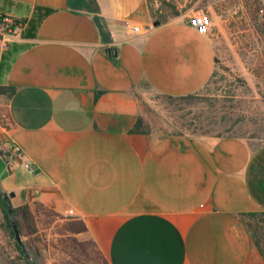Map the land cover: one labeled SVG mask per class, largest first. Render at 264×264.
Listing matches in <instances>:
<instances>
[{
	"label": "crops",
	"instance_id": "0c3cea01",
	"mask_svg": "<svg viewBox=\"0 0 264 264\" xmlns=\"http://www.w3.org/2000/svg\"><path fill=\"white\" fill-rule=\"evenodd\" d=\"M175 10L156 19L151 0H0L21 24L0 53V85L14 88L0 94V189L12 206L74 211L86 230L59 232L72 263L102 264L95 249L107 264H264L243 220L264 211V144L130 133L142 90L193 93L214 70L192 7Z\"/></svg>",
	"mask_w": 264,
	"mask_h": 264
},
{
	"label": "rangeland",
	"instance_id": "374dc122",
	"mask_svg": "<svg viewBox=\"0 0 264 264\" xmlns=\"http://www.w3.org/2000/svg\"><path fill=\"white\" fill-rule=\"evenodd\" d=\"M151 3L156 19L173 13L172 7L179 4L183 8L192 7L193 12L203 10L210 17L207 33L213 43L215 65L206 84L189 100L170 102L149 90L139 93V116L150 127V133L195 137L221 133L242 137L255 145L264 143V18L258 12L264 0H151ZM10 39L5 37L0 43V53ZM37 219L39 241L33 252L39 264H49V256L56 258L55 264H76L62 251H73L65 235L59 233L62 222L45 213H40ZM243 220L254 247L264 259V212L246 214ZM3 224L0 212V264H17V251Z\"/></svg>",
	"mask_w": 264,
	"mask_h": 264
},
{
	"label": "trees",
	"instance_id": "16d2710c",
	"mask_svg": "<svg viewBox=\"0 0 264 264\" xmlns=\"http://www.w3.org/2000/svg\"><path fill=\"white\" fill-rule=\"evenodd\" d=\"M172 9H173L174 14L178 13L174 7H172ZM152 14L153 16H155V13L153 12V10H152ZM18 23H20L18 20H14V23L12 25L15 26ZM1 59L2 60L0 62V74L4 72L7 61H8V58H6V56H4V58L2 57ZM13 90L14 88L11 86L0 85V94L10 96L13 93ZM196 93L197 91L193 93H189L185 95H177V96L166 95V94H158V95L166 98L170 102H173L177 100H189L193 98L196 95ZM130 133L148 134L150 133V127L147 125V123L143 120L142 117L138 116L136 122L130 129ZM215 136L221 137V136H236V135H223L219 133V134H216ZM236 137H239V136H236ZM261 144H264V143H261ZM0 154L6 157L7 152H3L2 150H0ZM0 212L4 218V224H3L4 230L6 231L7 236L12 241V244L15 250L17 251V254H16L17 264H31L30 261L25 257L24 252L22 250V246L15 240L14 229L9 219L7 204L1 195H0ZM12 213H13L15 226L21 236L24 248L26 249L30 257L34 261H36L38 264H39V261L33 251L36 250V247H37L36 243L39 241V237L37 236L38 229H37L36 221L38 220L37 218L40 213L51 214V215H54L57 219H60L62 222L61 229L65 227V230H68L71 232H79V231L86 230L84 222L80 218L74 217V216L63 215L37 202L34 203V205H30L28 203H22L17 206H12ZM249 214H253V213H249ZM255 243L259 249L260 246L258 242L255 241ZM94 252H97L99 256L98 259H101L102 264H107V261L105 260V258L98 251L94 249ZM260 252L263 255V252L261 251V249H260Z\"/></svg>",
	"mask_w": 264,
	"mask_h": 264
},
{
	"label": "built area",
	"instance_id": "2783aa9c",
	"mask_svg": "<svg viewBox=\"0 0 264 264\" xmlns=\"http://www.w3.org/2000/svg\"><path fill=\"white\" fill-rule=\"evenodd\" d=\"M259 15L264 18V6L259 8ZM0 20L3 23V26H0V34L5 37H14L16 30L20 27V23L13 26L14 19L8 15L0 14ZM190 24L199 32V33H207L209 25H210V17L201 9L196 10L189 18ZM152 24L148 26L151 28ZM132 30L137 31L139 27L134 25L132 26ZM12 150L18 155H22L21 148L18 145H13ZM25 168L28 171L33 170L32 164L29 162H25ZM74 211L69 208L66 210L65 215L70 216L73 215Z\"/></svg>",
	"mask_w": 264,
	"mask_h": 264
},
{
	"label": "water",
	"instance_id": "95a60500",
	"mask_svg": "<svg viewBox=\"0 0 264 264\" xmlns=\"http://www.w3.org/2000/svg\"><path fill=\"white\" fill-rule=\"evenodd\" d=\"M157 24H159V21H155L154 22V25H157ZM0 195L2 196V198L5 200V202L7 204L9 219H10L11 225H12V227L14 229L15 240L22 246V250L24 252V255L30 261V263L31 264H38L36 261H34L30 257V255L28 254V252L24 248L23 243H22L21 236H20V234H19V232H18V230H17V228L15 226L14 218H13V213H12V204H11V201H10V197H13L14 196V193L13 192L5 193V192H3L0 189Z\"/></svg>",
	"mask_w": 264,
	"mask_h": 264
}]
</instances>
